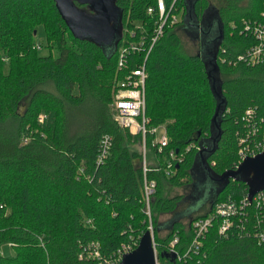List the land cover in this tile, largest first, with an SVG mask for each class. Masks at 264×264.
<instances>
[{
  "label": "trees",
  "instance_id": "obj_1",
  "mask_svg": "<svg viewBox=\"0 0 264 264\" xmlns=\"http://www.w3.org/2000/svg\"><path fill=\"white\" fill-rule=\"evenodd\" d=\"M164 3L182 16L164 24L147 55L145 115L148 127L165 126L168 143L158 151L151 145L153 135H146L156 160L144 173L135 147L141 133L121 127L110 105L115 82L143 62L158 18L147 8L156 9L157 0H116L122 33L110 51L73 36L54 0H0V248L13 249L8 255L0 251V264L116 263L121 246L138 242L148 228L144 177L156 184L150 213L158 264H264V190L259 201H247L240 210L248 191L243 180L230 179L186 223L173 220L164 235L156 231L158 216L182 202L183 194L170 195V186L191 189L200 150L208 170L221 176L237 166L242 146L264 140V63H234L255 42L244 21L264 22L262 0H247L242 14H236V0L216 6L193 0L189 8L187 0ZM210 8L221 16L222 29L220 46L212 49L223 104L217 127L212 118L219 100L205 61L184 51L181 35L189 12L199 20ZM37 25L44 30L47 55L39 54ZM142 35L144 47L129 52L119 67L121 47ZM105 137L109 149L98 162ZM170 151L180 160L167 173ZM229 203L239 213L231 215L223 235L215 211ZM212 215L198 250L180 258L169 251L177 234L175 249L184 254L192 222Z\"/></svg>",
  "mask_w": 264,
  "mask_h": 264
},
{
  "label": "built area",
  "instance_id": "obj_2",
  "mask_svg": "<svg viewBox=\"0 0 264 264\" xmlns=\"http://www.w3.org/2000/svg\"><path fill=\"white\" fill-rule=\"evenodd\" d=\"M157 8L148 7L147 12L152 14L156 12L158 14V18L156 21V26L154 27L152 36L150 37V43L146 54L144 56L143 62L138 64L136 68L129 69L126 71L123 76L115 82V95L114 100L112 101L110 108L113 112L114 119L117 123L123 128H130L133 131L140 132L142 138V144L144 152L146 151V135L152 134L151 145L156 146L158 151H161L163 147H165L168 143V137L166 134L165 126H153L148 127V119L145 115V106H146V79L148 76L146 69V59L149 51L151 50L154 43L157 41L159 37L163 34V28L165 23H169L173 25L179 21L177 14L173 13V4L170 7H166L164 0H157ZM262 15H264V0H262ZM244 30L251 34L255 38L254 44L250 45L243 53L237 55L234 63L242 62L248 66H254L258 64L264 63V22H260L257 20L244 21ZM146 43V37L144 35L141 36V39L138 42L131 41L121 47L118 58V66H124L127 55L131 51H139L141 50ZM219 60L221 62L224 61L222 57L219 56ZM233 63V64H234ZM246 115L248 119H251L254 116V112L252 110H247ZM162 130L159 135V130ZM252 132L256 130L255 126L251 127ZM240 142L244 141L240 139ZM101 150L98 156V162H102L105 158L110 141L108 137H105L101 141ZM264 152V140H253L252 142L246 143L239 149V157L237 165L246 157L255 156L258 153ZM145 154L142 159V166L145 173L146 170V162H145ZM180 157H177L173 151L169 152V158L166 163V172L169 173L172 170L174 162H178ZM155 182L149 181L144 177L143 182V200L145 203V213L148 216V230L151 232L153 237V225L151 222V213H150V200L151 196L155 190ZM262 192L260 191L255 194L251 201H259L262 197ZM248 199H243L239 205L240 210L246 205ZM250 202V201H249ZM238 209V207H237ZM239 213L236 210V207L232 204H222L217 206L215 215H219L222 217V222L219 226V232L225 235L232 224L231 215ZM212 216L203 217L197 219L192 222V238L191 242L186 246V250L184 254L180 255L175 249L176 244L179 242V237L177 234L173 235V238L169 244V251L173 253L177 258L188 255L192 251L198 250L202 245V237L205 232L209 228ZM262 239L264 235H260ZM153 243L156 251V245ZM138 242H133L132 245H122L121 249L118 253L117 262L121 259L122 254L134 249L137 246ZM134 245V246H133ZM94 256L100 257L99 252L96 250L94 252ZM157 257V256H156ZM116 262V263H117ZM112 262H105L104 264H111ZM115 264V263H114ZM158 264V261H157Z\"/></svg>",
  "mask_w": 264,
  "mask_h": 264
},
{
  "label": "water",
  "instance_id": "obj_3",
  "mask_svg": "<svg viewBox=\"0 0 264 264\" xmlns=\"http://www.w3.org/2000/svg\"><path fill=\"white\" fill-rule=\"evenodd\" d=\"M54 3L73 36L87 38L102 45L113 43L115 46L117 44L118 39L121 37L122 25L121 10L118 8L116 0H54ZM82 5H86L92 12L79 7ZM189 15L192 16V14ZM185 20L188 22V16ZM210 34L211 30L208 28L203 36L202 49L205 51H207V48L209 49L207 52L209 59L205 61V65L211 86L219 100L212 118V122L217 127L216 119L223 109V104L218 92L219 83L215 66L216 50L212 54L214 44H211L214 43V39L210 37ZM198 157L199 162L197 163L202 164L208 173L209 179L219 183L222 188L230 179L246 181L248 201H251L255 194L264 190V152L244 158L234 169L226 171L221 176H215L208 170L204 163V152L202 150L199 151ZM115 264H157L151 232L149 230L144 231L138 240L137 246L123 253L121 259Z\"/></svg>",
  "mask_w": 264,
  "mask_h": 264
},
{
  "label": "rangeland",
  "instance_id": "obj_4",
  "mask_svg": "<svg viewBox=\"0 0 264 264\" xmlns=\"http://www.w3.org/2000/svg\"><path fill=\"white\" fill-rule=\"evenodd\" d=\"M237 2V10L236 14H242V10L244 9L245 4L247 3V0H236ZM192 3V0H190L189 7ZM223 3V0H211V5H220ZM212 12V11H211ZM213 13L215 15H213ZM215 11L212 12V14L209 17L208 23H210L208 26L211 28V34L210 37L213 38L219 33V28H220V18L221 16ZM216 15H219V20L216 19ZM178 19L180 20V17L182 16V12L177 13ZM182 35V41H183V48L184 51L187 53H196L197 47H198V42L199 39L196 40L192 35H187L181 31ZM35 41L36 44L38 45L39 49V54L40 55H47L49 53V50L47 49L44 44H46L45 40V33L42 28V26L37 25L36 29V35H35ZM108 51L112 50L113 47H115L112 44L110 45H105V47H108ZM203 57H207V51L203 53ZM204 60V59H203ZM206 61V60H204ZM221 99V98H220ZM162 130H159V135L161 134ZM135 147H138L142 153V158L145 156V162L146 165L148 164H154L156 158L153 155V152L146 146V151L144 152L143 149V144L140 143V146L136 144ZM168 160V159H167ZM192 175V184H191V189L186 188L185 186H179V187H171L170 195H175V194H183L182 202L181 204L176 208L174 212L171 213H166V214H161L158 216V227H157V233L159 235H164L165 230L169 227L171 222L173 220H178L182 219L184 223L187 222L186 217H189L193 213L199 211L204 205L210 201L212 196L218 192L220 189V184L217 183L216 181H212L209 179L207 171L203 168L202 164H198L196 167V170L194 169V172L191 173ZM190 190V191H189ZM150 207V206H149ZM152 221V220H151ZM153 225V224H152ZM148 230V229H147ZM154 237V235H153ZM132 245L133 243H126V245ZM0 251L5 254H12L13 249L11 248L10 245L5 244L0 248Z\"/></svg>",
  "mask_w": 264,
  "mask_h": 264
},
{
  "label": "flooded vegetation",
  "instance_id": "obj_5",
  "mask_svg": "<svg viewBox=\"0 0 264 264\" xmlns=\"http://www.w3.org/2000/svg\"><path fill=\"white\" fill-rule=\"evenodd\" d=\"M193 1V0H192ZM215 11V9L213 8H210L208 9L204 14L203 16L197 20L196 18H194V16H192L190 18V20L188 19V22L186 21V27H183L182 28V31L183 33L187 34V35H192L196 40L199 39V42H198V47H197V50H196V53L201 56L203 59V53L205 52V50L202 49V43H203V36H204V33L206 32V30L208 28H210L208 25L210 23H208V20H209V17L210 15L212 14V12ZM217 12V11H215ZM217 14V13H216ZM213 15H215L213 13ZM216 19L219 20V17L216 15ZM211 30V28H210ZM219 31L220 33H218L215 37H213L212 39L214 43H212L211 45L214 46V48H219V43L221 42V38H222V29L221 27L219 28ZM217 54V53H216ZM215 62H216V55H215Z\"/></svg>",
  "mask_w": 264,
  "mask_h": 264
},
{
  "label": "bare ground",
  "instance_id": "obj_6",
  "mask_svg": "<svg viewBox=\"0 0 264 264\" xmlns=\"http://www.w3.org/2000/svg\"><path fill=\"white\" fill-rule=\"evenodd\" d=\"M189 4H190V0H187V6H188V8H189ZM189 11V10H188ZM190 14V12L188 13V19L190 20V18L192 17L191 15H189ZM208 48H207V52H208ZM204 60H206L207 61V58L206 57H204ZM207 64H208V62H207Z\"/></svg>",
  "mask_w": 264,
  "mask_h": 264
}]
</instances>
